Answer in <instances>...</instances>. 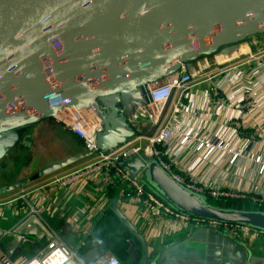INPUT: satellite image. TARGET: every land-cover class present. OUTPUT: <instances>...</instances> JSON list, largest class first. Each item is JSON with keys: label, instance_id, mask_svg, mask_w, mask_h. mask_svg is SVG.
Returning <instances> with one entry per match:
<instances>
[{"label": "water", "instance_id": "1", "mask_svg": "<svg viewBox=\"0 0 264 264\" xmlns=\"http://www.w3.org/2000/svg\"><path fill=\"white\" fill-rule=\"evenodd\" d=\"M261 33L264 0H0V133L17 138V130L52 117L61 102L92 103L104 120L100 146L107 149L134 133L121 109L122 92L147 88L189 60ZM100 100L112 103L114 114H106ZM89 155L83 151L50 162L0 187V194ZM119 162L132 178L143 167L148 187L183 212L264 231V210L217 205L146 154ZM117 203L115 198L114 212L136 238L132 246L141 244L139 264H264V255L207 228H192L183 243L152 251ZM28 234L52 236L39 217L30 216L13 232L0 231L3 255L38 243ZM101 255L97 246L81 254L87 263Z\"/></svg>", "mask_w": 264, "mask_h": 264}, {"label": "built area", "instance_id": "2", "mask_svg": "<svg viewBox=\"0 0 264 264\" xmlns=\"http://www.w3.org/2000/svg\"><path fill=\"white\" fill-rule=\"evenodd\" d=\"M200 69L202 66L191 68L185 62L179 70L150 82L147 88L137 86L122 92L121 109L134 133L107 149L100 146L105 125L95 106L61 102L52 117L65 123L90 155L79 168L53 172L32 189L23 185L12 200H0V206L21 201L22 210L15 211L17 215L25 213L21 221L36 215L52 234L44 237L46 243L35 254L18 258L3 255L0 264H123L114 254L105 253L87 263L48 221L61 213L64 203L85 196L82 206L67 220L79 245H84L94 221L111 204L108 188L116 185H123L118 207L148 243L192 228L217 230L253 250L259 240L264 242L263 230L179 210L148 187L143 167L132 178L119 162L146 154L196 193L212 199L251 198L264 202V192L252 185L240 188L242 182L235 181L241 163L249 159L260 164L259 173H264V150L250 155V147L264 141V52L222 66L212 75L201 74ZM83 225L85 229L79 236Z\"/></svg>", "mask_w": 264, "mask_h": 264}, {"label": "crops", "instance_id": "3", "mask_svg": "<svg viewBox=\"0 0 264 264\" xmlns=\"http://www.w3.org/2000/svg\"><path fill=\"white\" fill-rule=\"evenodd\" d=\"M263 34L264 33L255 34L251 36H258ZM249 42L251 43H248L247 41L238 46L233 45L228 48H225L222 54L228 52L230 58H236L241 53H253V50H251V46L253 44L252 42L254 41L250 40ZM200 56L187 62L191 68L201 67L202 64L206 61L204 58H200ZM102 101L103 100H100L99 102L103 106V110L106 112V114H114L115 109L111 106L112 103L110 104V106H105L103 104L104 102ZM17 132L19 134L18 137H14L12 140L9 138V134H11L10 132L5 131L0 133V153L4 151V154L0 158V175L3 174V168L12 169L14 166L17 167L19 170V175H17V179L6 182L4 181L1 183L0 187L19 179L29 178L40 168L50 162L61 160L68 156L86 151L83 141L78 136H76L74 132L65 123L56 120L54 117H48L36 121L32 124L24 126L23 128H20L19 130H17ZM263 150L264 141L260 140L258 143V147H250V155L252 154V152L260 153ZM87 158L88 156L76 163L64 167L61 170L68 171L75 168H79L87 161ZM241 164L243 166L240 169V173L236 176L235 181H237L238 184L240 182H245V184L253 183L255 189H257L258 192H264V173H259L260 164H255V162L250 159L248 162H242ZM41 179H43V177H41L40 180ZM0 195H2L0 196V200L13 199V194H11L10 192L3 193ZM86 199L87 198L83 195L73 197L67 203L63 204V209L61 213L48 219L51 228L54 231L58 232L60 236L65 239V241H67V239L68 241H71L74 238L72 235L76 233L67 224V220L75 214L77 209L82 206V203ZM21 206V201H11L6 205L0 206L1 232H6L14 227L17 228L21 224V218L23 217V215H25V213L21 211L20 214L17 215L15 212L16 208L22 210ZM84 229L85 227L83 225L82 231H77V233L80 232L79 236L82 235ZM182 232H185V230L168 236L178 237ZM46 238L44 239L45 242ZM163 239L160 241H163ZM178 242H173L169 245ZM27 243L30 245L27 246ZM27 243L23 246L22 251H11V255L9 257L18 258L19 256L24 254L32 255L35 254L39 248L42 247L40 243ZM148 245L150 248L155 246L154 244H152V242L148 243ZM35 247H38L36 251L34 249ZM3 254L4 251L0 248V257L3 256ZM105 254L111 253L106 252Z\"/></svg>", "mask_w": 264, "mask_h": 264}, {"label": "trees", "instance_id": "4", "mask_svg": "<svg viewBox=\"0 0 264 264\" xmlns=\"http://www.w3.org/2000/svg\"><path fill=\"white\" fill-rule=\"evenodd\" d=\"M123 185H116L108 188V195L111 199V204L114 202L115 198H119L120 189ZM213 203L225 207H234L240 209H252V210H264V204L261 206L257 204H250L252 200L250 199H229L227 203L220 204L219 199H212ZM106 209L105 213L94 221L93 227L90 230L89 235L85 239L84 245H79L76 243L75 249H77L79 254L86 252L93 246H97L99 250L103 253H111L119 258L123 264H139L142 258V248L139 241H137V246L133 247L130 243V239L135 238L133 233L124 224V222L118 217L114 212L112 205ZM190 232L185 230L178 237L165 236L163 241L157 240L152 242L154 248L158 249L160 247L169 245L173 242H178L186 239ZM180 238V239H179ZM136 239V238H135ZM71 241L74 242L72 239ZM77 241V240H76ZM257 248H260L259 244L256 245L254 252L261 253Z\"/></svg>", "mask_w": 264, "mask_h": 264}, {"label": "rangeland", "instance_id": "5", "mask_svg": "<svg viewBox=\"0 0 264 264\" xmlns=\"http://www.w3.org/2000/svg\"><path fill=\"white\" fill-rule=\"evenodd\" d=\"M250 40H253L254 42H252L253 44H252V49L251 50H253L252 52L253 53H251V52H248V53H241V54H239V56L238 57H236V58H230V56H229V53H228V55H226V56H224V54H222L223 53V50L225 49V48H228V47H230V46H238V45H240V44H242V43H244V42H247L248 41V43H251V42H249ZM254 51H256V52H254ZM264 52V34L263 35H258V36H249L248 38H244V39H241V40H239V41H236V42H233V43H230V44H228V45H225V46H222V47H220V48H218L217 50H215V51H213V52H209V53H204V54H202L201 56H200V58H204L206 61L202 64V69H200L201 70V74H205V75H212V74H214L218 69H220V67H222V66H228V65H231V64H234V63H238V62H241L242 60H244L245 58H249V57H251V56H253V55H257V54H260V53H263ZM218 57V58H217ZM222 57H224L223 59H225V60H223V61H220V60H218V59H220V58H222ZM255 63H256V61L253 59L252 60V65H255ZM198 68H200V67H198ZM19 164V163H18ZM14 168H15V170H14ZM3 171H2V173L3 174H1L0 175V185H1V183L2 182H6V181H12V180H14V179H17V175H19V170H18V168L17 167H14L13 166V168L12 169H6V168H3L2 169ZM13 170V171H12ZM60 172H64V171H62V170H58V171H55V173H60ZM49 175H46V176H43V179H41L40 180V178H38V179H35V180H32V181H30V182H28L27 184H25V185H27V186H31V188L30 189H32V188H34V187H36V186H38V184H40V182H42L44 179H46L47 177H48ZM143 176H144V180L145 181H147L148 182V178H147V174H146V172H145V170H143ZM19 177V176H18ZM249 185H252L253 187V189H255V187H254V184L253 183H249V184H245V182H242L240 185H239V187L240 188H244V187H249ZM22 187V186H21ZM21 187H19V188H16V189H14V190H12V191H10V193L11 194H15L16 192H18V190L21 188ZM155 191V190H154ZM158 195H160L157 191H155ZM235 192H237V191H235ZM253 195V194H252ZM0 196H2V195H0ZM257 197H258V195H256ZM229 199H231V200H233V199H237V198H221V199H219L220 200V204H225V203H227V200H229ZM241 199H250V200H252L251 198H241ZM262 203L264 204V202H261V201H259V202H256V201H254V200H252V203H250V204H257L258 206H261L262 205ZM253 228V227H252ZM253 229H255V228H253ZM74 238H73V240H74V242L73 241H68V239H67V243L72 247V248H74L75 249V245H76V243L78 244V236L76 235V233L74 234V235H72ZM28 237L29 238H33V239H35L36 241H38V243H40L41 244V246H44V243H46L45 242V238H42V239H39L36 235H31V234H28ZM180 239V238H179ZM77 240V241H76ZM131 240V239H130ZM129 240V241H130ZM182 241V242H181ZM181 241H179V242H181V243H183L185 240H182L181 239ZM131 243V242H130ZM259 245H260V248H257V249H259L260 251H261V253L262 254H260V253H258V254H260V255H264V242H261L260 240L257 242ZM43 244V245H42ZM27 246H29L30 244H26ZM131 245H132V243H131ZM162 248H164V247H162ZM35 249V251L38 249V247H35L34 248ZM40 249V248H39ZM38 249V250H39ZM251 249H253V247L251 248ZM38 252V251H37Z\"/></svg>", "mask_w": 264, "mask_h": 264}, {"label": "bare ground", "instance_id": "6", "mask_svg": "<svg viewBox=\"0 0 264 264\" xmlns=\"http://www.w3.org/2000/svg\"><path fill=\"white\" fill-rule=\"evenodd\" d=\"M225 54L228 55V52H226ZM225 54H224V56H226ZM223 58H224V57L220 58L219 60H221V61L225 60V59H223Z\"/></svg>", "mask_w": 264, "mask_h": 264}]
</instances>
